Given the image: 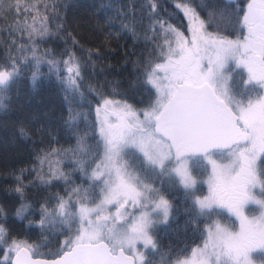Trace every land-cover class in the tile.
<instances>
[{
  "label": "snow or ice",
  "instance_id": "6c2138e0",
  "mask_svg": "<svg viewBox=\"0 0 264 264\" xmlns=\"http://www.w3.org/2000/svg\"><path fill=\"white\" fill-rule=\"evenodd\" d=\"M193 2L183 0L174 5V9L182 13L179 27L170 22L174 16L156 19L148 27L153 33L145 37L146 42L153 43L149 56L155 54L156 60L162 61L157 63L149 59L143 72V83L155 91V101L146 109H135L126 101L104 97L95 109L100 125L96 152L90 155L91 148L85 145L87 133L79 137L78 151L85 158L75 163L93 187L100 185L99 192L77 186L69 191L67 199L55 197L57 203L53 208L49 209L47 203L41 205V228L59 224L62 230L69 232L54 254L58 258L30 260V252L35 254L33 247L26 241H9L11 233L0 224V251H5L3 246L7 244L6 252L14 251L17 256L16 264H24L21 256L29 258L28 264H136V260L140 264H151L139 254L126 256L125 249L132 251L137 242H142L146 249L157 250L158 243L151 232L161 221L153 216H162L163 221H167L173 206L161 189L145 180L156 176L163 183L164 177L178 176L184 189L191 191L196 180L182 163L185 154L200 151L210 157L214 152L209 149L229 159L230 163L217 164L209 160L212 165L210 195L192 200L196 216L187 223L195 224L197 217L214 211L216 205L227 207L229 212L240 217L241 231L232 233L217 223L214 231L209 230L202 247L193 248L190 257L177 259L175 264H253L254 255L264 260V95L255 99L250 95L257 92V85L264 90V0H250L246 9L231 11L226 8L206 11L203 2L192 6ZM223 2L232 4L235 0ZM10 7L16 9L17 16L21 14L18 3ZM158 7L157 0H148L149 19L153 13L159 16ZM201 12H206L207 19ZM239 12H243L242 17ZM35 19L33 17V25L24 21L19 26L21 31L28 30L30 39H34L33 33L40 37L47 34V29H35ZM245 26L247 34L242 37L232 39L225 35ZM210 28L216 30L212 32ZM128 30L135 34L134 25ZM158 38L163 42L154 43ZM32 53L38 67L41 57L36 55L35 47ZM46 62L58 76L63 65L62 82L66 90L82 95V65L74 53L63 61ZM241 65L248 72L244 83L252 85L247 97L233 92L231 83L232 74ZM19 71L14 58L0 64V109L5 107V93ZM35 76L33 73L34 79ZM90 91L95 89L90 87ZM96 95L103 96L99 92ZM69 111V124L81 115L87 119V113L72 115V110ZM109 117H114L116 122L110 123ZM20 135L27 138L28 133L21 128ZM56 152L53 149L44 153L43 157H37L38 162L42 165ZM173 156L180 166L169 168ZM93 162L95 168L89 175L88 168ZM48 175L51 179L70 182V174L53 171L51 167ZM42 182L47 184L51 180L42 179ZM258 184L260 199L252 194ZM15 191L21 198L15 215L23 218L32 210L31 205L24 202L22 187L18 186ZM74 196L79 200H73ZM144 201L147 203H142ZM248 204L258 206L261 215L251 220L245 217L243 209ZM129 205L150 211L141 210L138 217L126 216ZM110 208L116 211L104 215ZM0 214H3L2 208ZM117 220L123 221V231L114 232L109 228L105 235L109 221ZM73 225H76L74 230Z\"/></svg>",
  "mask_w": 264,
  "mask_h": 264
},
{
  "label": "trees",
  "instance_id": "16d2710c",
  "mask_svg": "<svg viewBox=\"0 0 264 264\" xmlns=\"http://www.w3.org/2000/svg\"><path fill=\"white\" fill-rule=\"evenodd\" d=\"M157 2L160 5L156 10L159 16L153 13L149 19L148 0H0V64L14 58L20 69L18 77L5 93V107L0 109V208L3 209L0 224L11 233L9 241H26L33 247V255L54 256L69 235L59 224L41 228L42 204L47 203L49 209L53 208L57 203L55 197L67 199L69 191L77 186L99 192L100 185L93 187L75 163L77 159L85 158L78 151L79 137L85 133L88 134L85 145L91 148L90 155L96 152L100 138L94 106L103 97L119 98L138 108H147L154 100L155 91L143 83V72L149 59L159 60L155 54L149 56L153 43L146 42L145 37L153 35L148 27L156 19L174 16L170 22L179 27L182 13L174 9V5L183 0ZM201 2L207 6L206 11L225 8L231 11L244 8L247 0H235L232 4H225L223 0H194L192 6ZM17 3L21 9L19 16L16 9L10 7ZM25 8L28 11H23ZM242 14L239 12L241 17ZM201 16L207 19L206 12H201ZM33 17H36L34 27L37 31L47 29L45 36L33 33L34 39H30L28 30H20L19 26L24 21L33 25ZM125 25H134L135 34ZM208 30L214 32L216 29ZM243 30L244 27L225 35L237 37ZM162 42L160 38L154 41L157 44ZM33 47L36 55L41 57L38 67L32 59ZM70 53H74L82 65V95L66 90L67 86L62 82L63 65L58 76L46 62L66 60ZM33 73H36L35 79ZM232 77L233 92L247 97L252 85L244 83L242 69L237 68ZM90 87L95 91H90ZM256 88L257 92L251 93V98L258 94L259 88ZM97 92L103 96L97 97ZM69 109L72 115L87 113V119L81 115L74 123H67ZM92 124H95L94 128ZM21 128L28 133L27 138L20 135ZM53 149L57 152L41 165L37 157H43ZM188 164L196 180L191 191H186L176 176L164 177L163 183L156 176L146 179L161 189L173 206L169 219L159 220L161 222L151 232L158 249H142L143 257L151 264H172L187 255L190 248L203 239L206 225L214 220L231 228L237 224L236 218L220 206H214V211L197 217L195 224L187 223L196 216L192 200L205 192L203 179L207 172V164L201 155H190ZM94 166L95 162L88 168L89 175ZM50 167L53 171L70 174V182L51 179L48 175ZM42 179L51 182L45 184ZM18 186L23 189L24 202L32 209L23 218L15 215L21 203L20 194L15 191ZM257 193L260 194V186ZM73 200H79V197L74 196ZM256 209L254 204L245 206L248 213ZM72 227L74 230L76 225ZM60 232L63 234H58ZM3 247L5 251H0V264H7L11 252H6L7 244ZM252 259L264 264L257 255Z\"/></svg>",
  "mask_w": 264,
  "mask_h": 264
},
{
  "label": "rangeland",
  "instance_id": "374dc122",
  "mask_svg": "<svg viewBox=\"0 0 264 264\" xmlns=\"http://www.w3.org/2000/svg\"><path fill=\"white\" fill-rule=\"evenodd\" d=\"M249 2H250V0H247V2L245 3L244 9L247 8V5H248ZM178 4H179V3H178ZM242 16H243V14H242ZM185 21H186V20H185ZM186 24H187V22H186ZM186 24H185V25H186ZM185 34L188 35L187 32H186ZM246 34H247V28H246V26H245V27H244V30H243V32H242V34H241L240 36L242 37L243 35H246ZM230 38L235 39L236 37H230ZM159 62H162V61H157V63H159ZM230 64L232 65V67H236V65H235L234 62H230ZM238 68H241L242 71L244 72V81H246V80L248 79V72H247V69H246L243 65H241V66L238 67ZM257 86H258V88H259V85H257ZM258 95H264V90H260V89H259L258 94H257L253 99H255ZM103 98H104V97H103ZM106 98H109V99H112V100L124 101V100H122V99L114 98V97H106ZM101 99H102V98H101ZM101 99H100V100H101ZM155 99H156V93H155V97H154V100H153V101H155ZM99 103H100V101L94 106V113H95L96 122H97V117H96L95 109H96V107H97V105H98ZM128 104H129V103H128ZM148 107H149V106H148ZM148 107H147V108H148ZM133 108H135V109H146V108H138V107H134V106H133ZM101 118H103V110H102V112H101ZM109 122H110V123H115V122H116V121H115V118H114V117H109ZM99 127H100V125H99V123L97 122V129H98V132H99ZM211 151L214 152V154L211 155L210 157H205L203 154L201 155L202 158L204 159V161H205L206 164H207V172H206V174H205V176H204V179H203V180H204V183H205L206 190H205V192H204L203 194L194 196L193 199H194L195 197L203 198V197H205V196H209V195H210V183H209V182H210V179H211V177H212V165H211V163L209 162V160H214V161H216L217 164H228V163H230V160H229V159L224 158L222 155H220V154H218V153H215V150H211ZM259 154H260V153H258V156H259ZM189 158H190V155H185V159H184L183 162H182V163L188 168V170H189V164H188V162H189ZM179 166H180V165L176 163V158H175V159L172 158V163L169 165V168H176V167H179ZM93 168H95V166H94ZM189 171H190V170H189ZM191 175H192V174H191ZM176 177H177L178 181L180 182L179 177H178V176H176ZM192 177H193V176H192ZM145 182H146V183H149V182H147L146 180H145ZM258 188H259V184L257 185L256 188L253 189L252 194H253L257 199H260L261 196H260L259 193H257V189H258ZM142 203H147V201H144V202H142ZM78 206H79V205H77V207H78ZM90 206H91V205H90ZM214 206H216V205H214ZM245 206H247V205H245ZM222 208H223L226 212H228L229 214H232V215L236 218V222H237L236 226L233 227V228H231V227L225 225L224 223L220 222L219 220H214V221L208 223V224L206 225V227H205V235H204L203 239H202L199 243L194 244V245L190 248V250H189V252H188L187 255H185V256H183V257H180V258H178V259H185V258H187V257H190V256H191V250H192L193 248H196L197 246H201V247H202L203 244H204V242H205V240H206L207 237H208V232H209V230L214 231V230H215V225H216L217 223L220 224L222 227H226V228H227L230 232H232V233H239V232L241 231V219H240V217H239V216H236V215H235L234 213H232V212H229L228 209H227V207H222ZM141 210L150 211V209H140L138 206H137V207H133V206L129 205V206H128V212L125 213V215H126V216H127V215H134V216H137V217H138V216L140 215V211H141ZM115 211H116L115 208H110L108 211H106V212L104 213V215H108L109 212L114 213ZM243 215H244L245 217H247L249 220H251L253 217H259V216L261 215V211H260V209H259L258 206H257L256 211H254V212H252V213H248V212H246L245 207H244V209H243ZM153 219H156V220H163V217H162V216H161V217L153 216ZM109 228H111L114 232H120V231H123V221H119V220L114 221V222H113V221H109L107 227L105 228V235H108V229H109ZM143 247H144V246H143V243H142V242H137L136 245H135V248H134L132 251H128V250H127V247H126L125 252L131 254L133 257H135L137 254L143 256V252H142ZM176 261H177V259H176L172 264H175ZM136 264H140V261H139V260H136ZM253 264H260V263L257 262V261H255V260H253Z\"/></svg>",
  "mask_w": 264,
  "mask_h": 264
},
{
  "label": "water",
  "instance_id": "95a60500",
  "mask_svg": "<svg viewBox=\"0 0 264 264\" xmlns=\"http://www.w3.org/2000/svg\"><path fill=\"white\" fill-rule=\"evenodd\" d=\"M211 150H213V149H209V151H211ZM202 154L203 153L200 152V151H195V152H188L185 155H202ZM172 158L175 159V156H173ZM105 242H107V241H105ZM60 254L62 255V253H60ZM125 255L129 256V257H133L131 254H129L127 252H125ZM29 257H30V260H32V261H36V260H47V261H50V260L58 258L56 255L51 256V257L33 255V254H31V252L29 254ZM21 259L24 261V264H28L29 258L21 256ZM16 260H17V256H16L15 252L13 251V252L10 253L8 261H11V264H16Z\"/></svg>",
  "mask_w": 264,
  "mask_h": 264
}]
</instances>
